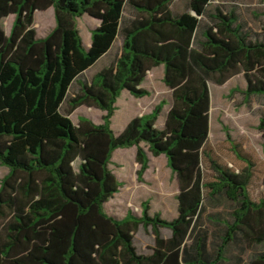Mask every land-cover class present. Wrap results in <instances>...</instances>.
Wrapping results in <instances>:
<instances>
[{"label": "trees", "instance_id": "trees-1", "mask_svg": "<svg viewBox=\"0 0 264 264\" xmlns=\"http://www.w3.org/2000/svg\"><path fill=\"white\" fill-rule=\"evenodd\" d=\"M174 1L0 0V166L8 170L0 181V264H220L227 247L238 244L261 247L244 264H264V197L249 193L255 163L225 127L224 144L243 166L229 167L208 145L210 82L221 86L242 74L244 99L264 98V23L262 40H253L234 9L187 0L177 13ZM50 8L55 26L38 38L35 13ZM9 16L6 34L1 21ZM84 16L99 22L89 48L77 26ZM117 38L121 55L83 79ZM158 66L171 91L163 128L155 125L165 101L115 133L121 93L148 96L141 85ZM81 107L104 112L101 122L79 117L74 124L70 116ZM257 128L264 140V114ZM131 147L138 177L147 153L165 156L179 190L175 218L150 214L148 201L140 214L106 211L121 187L109 167L112 154ZM219 197L234 209L214 218L220 239L211 244L212 258L202 217L204 200ZM139 228L153 235L147 253L134 242Z\"/></svg>", "mask_w": 264, "mask_h": 264}, {"label": "rangeland", "instance_id": "rangeland-1", "mask_svg": "<svg viewBox=\"0 0 264 264\" xmlns=\"http://www.w3.org/2000/svg\"><path fill=\"white\" fill-rule=\"evenodd\" d=\"M220 6L223 9H234L239 17V22L244 30L253 40H262V26L264 23V0H212L209 9ZM172 9L180 13L187 10L185 0H175ZM14 16H9L1 21V26L6 34L9 33ZM91 20L87 17L77 19V26L85 42L89 34ZM55 26L54 11L52 8L46 11L35 13L33 27L36 30L37 37H45ZM106 60H101L93 65L83 76V79L91 81L93 76L102 68L107 66ZM160 68L154 69L147 75V81L144 84L150 97L142 101H135L126 97L129 95L124 92L118 101V112L112 119V129L115 133L121 130L126 119L137 115L139 112L149 110L161 101L168 99L167 90L161 81ZM211 92L210 109V133L208 145L216 152L221 162L227 164L233 169L239 170L243 164L231 152L228 145L224 144L225 127L232 139L239 143L242 149L248 153L255 163V178L249 187V193L254 200L264 197V140L262 132L257 128L259 118L264 114V98L261 96H252L248 100L244 99L241 93L245 89V80L242 74H239L224 85L218 86L213 82L209 83ZM237 90L230 94V90ZM76 90V84L71 89V93ZM104 112L87 107L77 109L70 117L74 124L78 123L79 117H86L94 123L99 124ZM162 121L163 118L161 117ZM148 154L149 163L147 169L141 177H138L140 165L136 159V148L116 149L111 157L109 167L121 183L118 193L106 204V211L110 214L122 217L127 211L134 214H140L141 204L149 202L150 214L159 213L165 220H171L177 216L176 196L179 192L176 177L171 173L167 166L165 156L153 157ZM7 168L0 166V181L7 173ZM204 173L208 171L204 169ZM234 209V205L224 197L215 200H204V210L202 223L209 224L205 218L206 213L225 214L226 216ZM166 233L168 230H163ZM134 242L139 252L147 253L153 246V235L151 230L145 231L139 228L134 235ZM256 250H261L258 247ZM247 259V256L245 255Z\"/></svg>", "mask_w": 264, "mask_h": 264}, {"label": "crops", "instance_id": "crops-1", "mask_svg": "<svg viewBox=\"0 0 264 264\" xmlns=\"http://www.w3.org/2000/svg\"><path fill=\"white\" fill-rule=\"evenodd\" d=\"M185 6L187 7V0H185ZM133 13H129V15L126 14L128 20L133 18ZM89 20H91L92 25L89 26V34L90 37H88V39L83 42V45L85 48H89L91 45V30L96 28L99 25V22L87 17ZM122 52V40L120 38H117L113 44V46L110 48V50L98 61L100 62L101 60H106L105 62H107V65L110 64L111 62H113L117 57H119L121 55ZM156 68H160L161 70V74L163 77V66H158ZM154 68V69H156ZM154 69H152L149 73H151ZM162 77H161V81H162ZM146 80L143 82V84L141 85V87H143L144 89L146 88L144 86V84L146 83ZM163 84V82H162ZM163 86L165 87V89L167 90L166 92L169 94L168 95V99L166 100L165 105L163 106V110L160 114V116L158 117L157 121H156V127L158 129H162L164 126V122H165V117L167 112L169 111L170 107H171V91L163 84ZM125 92V91H124ZM124 92L121 93L120 97L117 100L116 103V111L114 113V116L116 115V113L118 112V101L119 99L123 96ZM126 97L132 98L135 101H142L144 98L150 97V94L146 97L143 98H134L131 95H126ZM143 102V101H142ZM94 109V108H93ZM153 109V107L149 110L146 109L145 112H139L137 115H133L130 116L128 119H126L121 127V130L118 132L120 133L125 126L129 123V121L131 119H133L134 117H140L143 115H147L151 112V110ZM113 116V117H114ZM112 117V119H113ZM163 118V120L161 121L160 118ZM111 127H112V120H111ZM221 213H206L205 214V218L207 219L206 221L209 223L207 226L209 228V239H208V246H209V253L210 256L213 258L215 256V249L211 247V244L217 243L219 242V237L220 234L219 232H217V227L214 226L216 223H218V220L214 219L215 217H217L218 215H220ZM175 218V217H174ZM163 230H167V229H163ZM161 234L163 237L167 238L170 236V231H167L166 233H163L162 229H161ZM189 245L191 244V240H188L187 242ZM258 252V250L256 249H248L247 247L238 244L236 245H229L226 249L225 255L223 256V258L221 259L220 264H244L247 263L252 256L254 255V253ZM245 255L247 256V259L245 258Z\"/></svg>", "mask_w": 264, "mask_h": 264}]
</instances>
